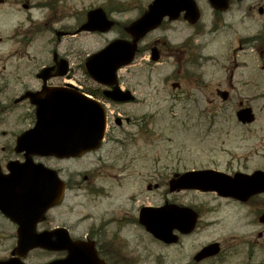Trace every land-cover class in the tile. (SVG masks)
<instances>
[{"label": "rangeland", "instance_id": "obj_1", "mask_svg": "<svg viewBox=\"0 0 264 264\" xmlns=\"http://www.w3.org/2000/svg\"><path fill=\"white\" fill-rule=\"evenodd\" d=\"M104 1L59 0L54 2L55 6L52 11L41 6L44 3L43 0H13L11 18L9 15L5 18L0 17V30L8 28L10 24H13L15 28H23L29 24L27 19H43L54 15L61 18V21L55 24V28L60 27L61 24L73 25L74 19L79 15V9L102 6ZM113 1L118 5L126 4L125 11L120 12L119 15L125 20L134 19L137 4L145 7L150 2V0ZM196 1L201 10V19L197 28L206 30L213 24L212 9L206 0ZM25 4L32 5V7L25 8L23 7ZM263 4L264 0L239 2L231 0L228 10L222 15V24H214L220 29L213 35L206 34L204 48L201 47L196 52L200 53L203 49L205 59L197 69H192L194 76L198 78L199 75L198 85L201 84V91L192 89L191 80L188 87L181 90H185L183 93L171 88L169 77L177 68L174 67V59L165 52L166 48L159 62H151L149 51L143 52L132 65L119 71V78L140 82V89L137 93L141 102L138 108H135L137 112L133 117L140 116L144 119L138 127H126L131 131L130 134H134L128 141L127 150L121 152L119 146L115 145V149L107 147V149L110 148L107 152V149L102 148L94 156L107 155L105 163L109 166H104L108 169L110 167L109 171L131 172L135 177L127 178L128 181H125L122 187L116 188L111 185L113 191L106 196L110 199H106L101 194L96 196L98 197L96 202L83 200L84 203H97L96 207L92 205L88 208L75 206L73 212L70 206L51 210L47 225L55 226L65 217H70V222H73L81 214L91 211L90 208L93 209L94 214L100 213L114 198L115 201L120 200L121 196L128 198L133 195V192L139 204L153 206L161 203L163 197L161 187L157 191L146 190L147 184L152 182L148 174L153 165L150 162L152 159V161L158 159L157 167L164 175L170 173L175 166L179 164L181 166L182 163L189 168L214 167L223 170L225 167H231L233 170L248 173L264 166V70L261 69L263 47L262 43L246 46L242 41L244 36L264 30V12L259 13V8ZM196 29L188 26L183 20L165 24L164 28L152 32L142 44L168 35L169 32L165 30H177L174 38L177 42L187 34L190 35L191 30ZM0 37L2 38L0 52L2 47L14 50L13 57L7 60L6 65L11 63L15 75L37 86L38 82L34 79V73L32 74L36 65L33 64L31 58L26 61L22 58V54L17 53L19 46L16 37L14 40L8 39L5 34H0ZM52 37L51 30H46L42 40L39 38L34 41L31 53L36 54L37 49L40 51L45 47L44 58L48 60L49 50L52 48ZM113 37L114 33L110 32L103 36H88L87 39L81 35L76 38L64 37L62 40L66 47H73L76 52L80 50L92 52L105 44L106 38ZM197 42L196 36L193 38V43ZM41 57L42 53H39L36 58L40 63ZM189 73L191 75V71ZM77 75H80V72H77ZM23 84L15 82V89H17L16 86L20 88ZM216 88L228 90V99L221 100L216 95ZM15 89L14 92H16ZM173 94L178 95L179 98L175 97L176 100H173ZM13 96L16 95L13 93ZM239 102L252 108L255 114L253 123L242 125L237 121L235 112ZM11 103L12 97L0 98V164L3 166L8 158L16 156L8 152V147L13 148L14 146L15 136L32 124L28 105L20 103L16 107H9ZM109 111L112 113V108H109ZM121 153L137 155L141 158L138 159L140 160L138 163H132L128 169L122 167L120 170L121 157L119 154ZM177 157H180V163L176 162ZM93 160L90 156H86L76 162H71L69 167L70 169L76 167L77 170L82 171L96 165L90 170L102 171V165L98 166L102 162L98 160L93 162ZM47 163L58 168L53 160ZM165 165L167 169H161ZM141 175L144 177H140ZM102 180L100 179L99 183ZM183 194L182 199L185 201L178 198V202H188L200 209L195 231L184 237L180 245L166 246L156 241L143 228L126 227L124 230L126 236L128 234L138 236L139 242L125 244V250L138 259L137 264L173 263L178 261L181 255L187 256L194 253L210 242H219L224 251L223 254L230 255V258L224 260L222 264H264V230L257 222L254 212L251 213L248 207L227 203L212 194L194 192ZM76 198L71 194L66 198V202L73 205ZM112 204L110 203L109 206ZM118 204L119 201L115 206ZM97 207H99L98 210H96ZM15 230L16 226L0 214V258L8 257L15 246ZM259 233H263L261 237L258 236ZM118 243L122 245L120 241ZM250 243L253 244L251 256L248 255ZM56 257H59L58 253L34 249L27 254L24 261L28 264H44ZM156 257L159 258L156 259Z\"/></svg>", "mask_w": 264, "mask_h": 264}, {"label": "water", "instance_id": "obj_2", "mask_svg": "<svg viewBox=\"0 0 264 264\" xmlns=\"http://www.w3.org/2000/svg\"><path fill=\"white\" fill-rule=\"evenodd\" d=\"M208 2L219 11H225L229 4V0ZM181 13L190 23H195L200 15L195 0H152L147 10L126 28L132 40L115 39L88 57L86 70L89 75L102 85L112 86L111 90L105 91L106 97L114 101L129 98L128 91L121 90L117 85V70L132 61L137 42L147 32L159 26L164 17L174 20ZM111 24L102 9L97 8L88 12V19L81 29L105 31ZM152 59H158L155 48L152 49ZM57 66L61 69L60 75L67 71L64 61L58 62ZM217 94L222 100L228 97L225 90H218ZM27 96L36 106V121L33 127L16 137L14 148L15 152H23L24 161H9L6 164L8 173H3L0 167V211L17 224L16 245L8 258L0 259V264H25L23 258L34 248L67 252L63 258L45 264H104L92 244L72 241L65 229L36 230L45 212L61 201L64 184L55 170L34 162L32 155L70 157L97 149L105 131V109L83 93L64 88H43L38 93H26L22 98ZM236 116L241 123L254 120L250 107H242ZM170 185L171 190H214L219 195L246 201L251 195L264 191V172L255 171L251 175L235 173L231 176L203 169L186 172L178 179H172ZM259 220L264 222V213ZM139 222L157 239L173 243L177 241L173 230L190 233L196 222V213L190 208L175 205L144 207ZM219 249L217 242L208 244L195 258L215 255Z\"/></svg>", "mask_w": 264, "mask_h": 264}, {"label": "flooded vegetation", "instance_id": "obj_3", "mask_svg": "<svg viewBox=\"0 0 264 264\" xmlns=\"http://www.w3.org/2000/svg\"><path fill=\"white\" fill-rule=\"evenodd\" d=\"M47 3L51 4L55 1L59 0H43ZM45 3V2H44ZM146 6H140L137 4L135 6L136 15L134 19L139 17L143 14L147 7ZM126 4L121 3L118 5L113 0H105L101 8H103L107 18L111 19L112 26L104 32L99 31H86L81 30L77 31L83 23L86 21V14L87 10L97 7L92 6L90 8H84L79 12L78 17L74 19L73 25H67V24H61L60 27L55 28V24L60 22L61 18L56 17L55 15L53 17L48 16L43 19H27L29 24L26 27H14L13 24H10L9 27H5L2 30H0V34H5L8 39L14 40L16 37L17 44L19 48H17V53L22 54V58H25L26 61H28L30 58L33 60V64L36 65V68L33 70L32 74L34 73V79L37 80L38 85L34 86L30 83H27L23 80V78L19 75H15L14 70L12 68V64L10 63L8 66L6 65V62L8 59L12 58L14 55L13 48L7 49L2 47V51L0 52V98H13V104L18 105L20 103H26L29 108V114L32 118V123L35 121V106L30 103L29 99H23L21 101H17L19 97H21L26 92H37L42 87L52 88V87H68L70 85L79 83L83 84L84 86L86 84H89L84 87L85 90H88L90 87L91 92L93 94V97L99 102H101L107 110L109 108H112V114H109L107 117V131L105 133V138L102 143L104 146L108 142H115L119 144V148L121 147V152L127 150L128 141L131 139V137L134 134H130L131 131L127 129V126H140L142 123V120L144 118L142 117H133V115L136 114L137 110L135 108H138L137 106L141 102V100L138 97L137 90L140 89V82H132L129 79H124L123 77L118 78V83L120 87L124 90H128L129 99L121 101V102H115L111 101L110 99L106 98L105 95H103V90H105L107 87L100 85L99 83L94 82L92 79L88 77L86 72L84 71V65L87 60V56L89 54V51L80 50L76 52L75 48L73 47H66L63 44L62 38L64 37H79L83 36L85 39L88 38V36H103L107 35L110 32L114 33V38H122V39H130L129 35L126 31V28L128 25L134 20H125L121 18L120 12L123 13L124 8ZM23 7L29 8L32 7V5L25 4ZM122 7V8H121ZM262 13L264 12V4L262 6ZM13 13V0H0V17L5 18L7 15H9V18H11V15ZM222 16V13L216 10L212 9V25L204 30L197 28L198 24L194 25V29L191 30L190 35L187 34L184 36L180 41L175 42V32L177 30H165L168 31V35L160 36L157 38H154L150 40L146 44H142L143 41H145L148 36L161 28H164L165 24H171L176 21L182 20L181 17L178 18L176 21H170L165 20L162 22V24L159 26V28L151 31L147 35L141 39L139 42L140 45H138L137 54L135 57H138L140 54V50L144 49V53H147L152 47H156L158 52L157 54L159 57L163 55V50L165 49V52H167V55L171 56L173 60L175 69L171 76L169 77L171 82H176V88H173L174 91H180L181 93L185 92L181 91L184 87H188L189 81L191 80L193 86L192 89H199L201 91V84H199V75L198 78L194 76V73H192L193 68H198V66L202 63V61L205 59V56L203 54V49L200 53L198 52L199 48H204L205 45V36L207 33L210 35L215 34L220 28H218L215 23H218L216 20ZM189 24V23H186ZM193 26V25H192ZM46 30H51L53 33V37L51 39L52 48L49 50L50 58L46 60L44 58L45 54V47L42 48L40 51L37 49V53H31L32 46L34 45V41L36 39L42 40L43 36L45 35ZM58 32H62L57 35ZM189 35V36H188ZM188 36V37H187ZM197 36L198 42L193 43V38ZM200 40L202 42H200ZM0 41H2V38L0 37ZM106 43L110 41L109 38H106ZM243 43L246 46H250L253 44L262 43V66H264V30L258 31L255 34H251L248 36H244L242 38ZM105 43V44H106ZM104 44V45H105ZM13 45V43H12ZM42 46V45H40ZM39 47V45H38ZM141 47V48H140ZM84 51V52H83ZM39 53H42L41 57V63L40 61L36 60V58L39 56ZM54 54H56V58H54ZM64 59L67 64V72L65 75L60 76L58 75L61 71L60 68L56 66V63L60 60ZM136 59V58H135ZM73 67V68H72ZM48 68V71L45 72L42 76L46 77L45 82L43 81L42 76H38L39 73L42 71V69ZM80 68V70H79ZM191 71V75L190 72ZM77 72H80V75H77ZM24 83L20 88L16 86L14 83ZM82 85V86H83ZM88 87V88H87ZM14 89L16 92H14ZM217 90V88H216ZM215 90V91H216ZM16 95L15 97L13 96ZM173 100H176V98H179L178 95L173 94ZM242 102H240L241 104ZM243 104V103H242ZM110 112V111H109ZM152 113V112H151ZM119 118H117V116ZM112 119V121H111ZM145 119H147L145 117ZM145 124H143L144 126ZM145 130V129H144ZM130 137V138H128ZM115 147V145H113ZM10 149V147H8ZM107 147L105 148V150ZM107 152L110 151V148L106 150ZM10 152V151H8ZM95 153V152H94ZM92 152L91 154H84L80 157H68V158H57V157H48L46 159V162H49V160H53L56 164V168L58 170V173L60 177L63 179L64 185H65V192L63 195V200L57 205L56 207H62V206H70V210L73 212L74 207H84L88 208L89 205H92L96 207L98 204H92V203H84L83 200L96 202L98 201V197L101 194L106 197L108 194H111L113 191L111 185H114L116 188L122 187L123 183L125 181H128L127 178L135 177V175H132L131 172H112L109 171L110 167L108 164L105 163V158L107 155H95ZM121 157L120 161V170H122V167H125L128 169L132 166V163H138L140 156L137 155H128L121 153L119 154ZM86 156H90L94 161L98 160V162H102V164H98V166L102 165V171L99 170H90L92 167L96 166H90L86 171H79L76 167H73L70 169L69 164L71 162H76L79 159L85 158ZM102 156H105L104 158ZM178 160H176L177 163H180V157H177ZM9 159H22V156L17 155L14 158H8ZM153 160V159H152ZM150 161L153 163L151 166V171L148 172L150 178H152V182H149L146 186L147 190H155L157 191L159 187L162 188V204H173L176 203L178 198H181V201H185L182 199L184 197L183 193H188L190 190H176L171 191L169 189V179L173 177L175 174L183 173L188 170L192 169H198V168H189L185 167V165L180 166L177 165L174 168L171 169L170 173H165V175L161 172H159L158 165V159L156 158L155 161ZM48 164V163H47ZM50 165V164H49ZM117 165V164H116ZM199 168H206V167H199ZM213 168L217 170H222L214 167H208ZM161 169H167V166H162ZM255 170H262L264 171V166L262 168H258ZM252 170L250 173H252ZM225 173L233 174L236 171L241 170H233L231 167H225V169L222 170ZM244 172V171H241ZM135 173V172H133ZM248 173V172H247ZM132 175V176H131ZM160 176V177H159ZM144 177V176H140ZM103 179L101 183H99V180ZM110 182V185L108 186V183ZM111 191V192H110ZM194 192H199L202 194H212L218 199H222L227 203H234L238 204L240 206L248 207L251 210V213L256 214V219L258 222V217L262 211H264V192L261 194L253 195L249 197L246 201H238L236 199L230 198V197H221L218 196L215 192H202L198 190H192ZM75 195L76 200L73 205L71 203L66 202V198H68L69 195ZM130 197L126 198L121 196L120 200H116L115 198L112 202L104 207V210L100 213L94 214L93 209L90 208L91 211L85 212L80 215L77 219H75L73 222H70V217H65L62 221H60L56 226H60L62 228H65L70 237L73 240H81V241H89L93 242L95 249L97 251V254L100 258H102L105 261V264H137V258L135 256H131V252H127L126 249V243L127 242H139L138 236L136 235H129L124 233V230L126 227L130 228H141L139 222H138V214L141 210V206L143 204H139L137 202V198L135 193H132ZM182 195V196H179ZM187 197V196H186ZM126 198V199H125ZM106 199H110L106 197ZM69 201V200H68ZM118 203L117 206L114 204ZM178 202V201H177ZM157 204V203H156ZM155 204V205H156ZM177 204V203H176ZM178 204H186L184 202H179ZM260 206V208H258ZM196 207V206H195ZM99 207L96 208L98 210ZM262 209V210H261ZM199 208H196V211L199 213ZM48 216V215H47ZM49 217H47V220H49ZM263 227L264 230V223L260 224ZM263 233H259L258 236L261 237ZM186 236H180L179 241L173 244H169L167 246H178L182 243V239ZM121 242L119 244L118 242ZM160 242V241H158ZM124 243V244H123ZM250 245L253 247V244L250 243ZM121 247V249H119ZM198 251V250H197ZM190 253L187 256L181 255L178 261L169 263V264H222L224 260L228 259L229 257L227 255H224L223 253L216 254L214 256H209L206 258L196 259L195 254L197 253ZM61 256H64V252L59 253ZM184 256V257H183ZM159 257H156V259Z\"/></svg>", "mask_w": 264, "mask_h": 264}]
</instances>
